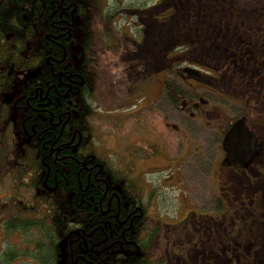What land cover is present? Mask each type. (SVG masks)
Listing matches in <instances>:
<instances>
[{
	"label": "trees",
	"instance_id": "trees-1",
	"mask_svg": "<svg viewBox=\"0 0 264 264\" xmlns=\"http://www.w3.org/2000/svg\"><path fill=\"white\" fill-rule=\"evenodd\" d=\"M166 3L162 0L150 9L154 38H172L178 43L173 49H186V62L218 75L207 84L221 89L222 94H237L234 100L239 99L244 110L255 115L257 105H252L250 98L264 101V68L258 58L264 51V0ZM165 4L171 11L164 10V17L158 18L156 12ZM4 6H13L14 44L9 49L0 46L2 91L14 81L16 69L41 71L37 79L41 106L32 113L41 120L36 125L27 123L26 128L33 138L28 145L30 172L34 174L30 180L41 191L47 210L41 221L17 215L5 221V228L15 231L22 223L25 231L41 229L49 239L36 246L41 264H60L62 258L71 264H166L167 255L152 243L153 232L158 239L163 224L146 215L141 188L96 155L91 123L96 80L90 59L97 55L99 40L93 19L96 17L105 30L110 27L106 7L100 0H0V7ZM6 26L0 22V29ZM78 42V58L82 60L75 62L72 47ZM144 49L143 54L149 55ZM175 79L164 81L162 94L177 107L188 91L183 92L177 85L178 77ZM82 81L84 85H80ZM184 85L189 88L186 82ZM199 98L194 95V99ZM187 102L186 113L200 109V103ZM256 116L260 119L249 127L260 140L259 152L245 168L227 161L229 168L239 172L229 177L231 193H223L227 199H217V212L226 216L223 226H210L229 248L223 255L228 264H243L264 247V170L260 169L264 168V116ZM233 123L220 133L222 139ZM96 175L101 182L96 183ZM140 210L144 212L141 217ZM46 225L50 232H44ZM11 254L12 258L17 255Z\"/></svg>",
	"mask_w": 264,
	"mask_h": 264
},
{
	"label": "rangeland",
	"instance_id": "rangeland-1",
	"mask_svg": "<svg viewBox=\"0 0 264 264\" xmlns=\"http://www.w3.org/2000/svg\"><path fill=\"white\" fill-rule=\"evenodd\" d=\"M100 2L111 18L108 30L96 17L93 19L99 39L97 55L90 59L96 80L91 118L96 154L141 188L146 215L163 223L159 251L167 255L166 264H228L223 255L229 248L210 226H223L226 216L217 212V199L223 193H231L229 177H235L239 171L226 165L220 133L244 115L248 117V127L255 126L260 119L256 115L264 116V101L255 102L254 97L248 96L257 110L255 115L247 112L245 104L234 100L237 94H222L221 89L207 84L218 75L186 62V49H173L178 43L169 36L156 40L154 23H149L153 16L150 9L162 0ZM166 4L156 12L158 18L170 10ZM143 46L149 55L143 54ZM72 53L73 61L82 60L78 58L79 42L72 47ZM258 58L264 68V51ZM166 67L174 68L167 78ZM177 77V85L188 93L187 98L177 101L180 106L176 107L162 92L163 82L175 81ZM197 77L206 84L200 85ZM8 94L1 97L13 98L14 89ZM195 94L200 100L194 99ZM190 99L200 103V109L189 115L182 104ZM4 101L0 100V261L39 264L36 246L49 242L43 231H25L22 223L14 229L16 232L5 228V221L17 215L38 221L40 198H35L38 191L30 184L29 165L24 161L26 142L16 110L5 106ZM46 213L41 202V218ZM49 228L46 225L44 232ZM262 249L243 264H264ZM12 252L17 253L15 258ZM60 264L71 263L62 258Z\"/></svg>",
	"mask_w": 264,
	"mask_h": 264
},
{
	"label": "flooded vegetation",
	"instance_id": "flooded-vegetation-1",
	"mask_svg": "<svg viewBox=\"0 0 264 264\" xmlns=\"http://www.w3.org/2000/svg\"><path fill=\"white\" fill-rule=\"evenodd\" d=\"M26 10H28V9H26ZM74 11H76V7L73 8L72 12H74ZM0 15L5 19V20H3V19L0 20V22H2V23L4 22L7 24L5 30L3 28L0 29V46H6L7 49H9L14 44V42H13L14 41L13 21H12V19H13V6L0 7ZM73 28H74V25H73ZM167 69L168 68H165V72L163 71L164 74L166 75V78H167V75L169 72ZM0 72H4V70L1 69ZM40 73H41L40 70L16 69L15 70V79L12 82V84L9 87L6 86V90H4V91H2L3 88L0 87V100H5L4 101L5 106L13 107L16 110V113H17L16 118L18 121V125H20L21 133L23 135V140L26 142V146H25L26 148L24 150L26 160H24V161L29 165L30 170L32 168V163L28 160V153H29L28 145H29V140H32L33 138L29 134V132L26 128V125H27V123L30 124L31 122L33 123V125H36L37 122L39 120H41V117H38L37 119H35L33 114H32V113L36 112L35 109L37 106H41V83L37 81V79H40L39 78ZM195 80H197L200 83V85H202V86L204 84H206L205 82H203L201 80L200 77H197ZM84 84H85V81H82L80 85H84ZM163 84H164V82H163ZM189 86L190 85H188V87ZM12 89H14V93H15V96L13 98L8 99V98H6V96L1 97L4 94L9 95L8 93ZM182 106H184L183 108H186L187 106H189V102L186 101L185 103L182 104ZM180 108H182V107H180ZM21 124H22V126H21ZM259 148H260V140H259ZM39 157H41V154H39ZM225 159L226 160L228 159L227 161H229V158H227V156ZM102 160H104V159H102ZM98 166L100 167V171H102L103 170L102 164L99 163ZM90 170H92V169H90ZM100 171L97 173L100 174ZM30 174H31V178H32V176H34V174L31 172H30ZM101 180L97 179V175L95 176L96 183L101 182ZM31 183L32 182L30 181V184ZM36 191H38V190H36ZM107 192H108V189H106V193ZM143 197H144V193H143ZM35 198L36 199L40 198V204L38 205V215H39V221H41V191H38V195ZM143 206H144V203H143ZM144 208H145V206H144ZM143 214H144V212L141 211V214H139V215L137 214V215L139 217H141ZM157 221H159V220H157ZM126 232L127 231H124L123 234H126ZM144 234H145L144 237H146L148 232H145ZM153 235H154V237L152 238V243L158 247L160 236L157 239L156 231L153 232ZM169 241H171V240H169ZM97 251H99V249H97ZM139 251H140V249H139ZM74 263L76 264V262H74ZM39 264H41L40 261H39Z\"/></svg>",
	"mask_w": 264,
	"mask_h": 264
},
{
	"label": "water",
	"instance_id": "water-1",
	"mask_svg": "<svg viewBox=\"0 0 264 264\" xmlns=\"http://www.w3.org/2000/svg\"><path fill=\"white\" fill-rule=\"evenodd\" d=\"M222 149L226 156L240 167H246L248 161L259 151V138L247 126L245 116L238 118L224 135Z\"/></svg>",
	"mask_w": 264,
	"mask_h": 264
}]
</instances>
